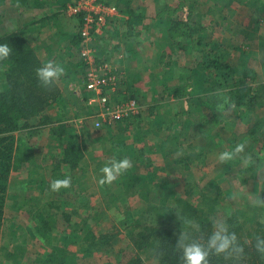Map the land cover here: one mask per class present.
<instances>
[{
    "label": "trees",
    "instance_id": "obj_1",
    "mask_svg": "<svg viewBox=\"0 0 264 264\" xmlns=\"http://www.w3.org/2000/svg\"><path fill=\"white\" fill-rule=\"evenodd\" d=\"M233 1L241 2L240 0H230V2ZM261 1L264 4V0ZM19 2L21 4L25 3L24 0ZM108 2L115 3L125 15L129 16V19H127L128 25L139 26L145 20L146 15L143 8L141 10H134L130 6L122 8L120 6L121 2H124L123 0H108ZM249 2L254 3L252 0H249ZM1 4H5V0H0ZM197 4L198 0H180L176 7L161 6L157 18L159 17V19L166 22V29L164 30L166 40L187 52H192L194 49L197 54H195L196 58L192 60V65L195 67H191V71L194 68L195 78L198 79L199 77V80H202L201 86L204 87V90L212 92L216 97L219 93H214L215 89L226 90L224 93H228V99L225 102L220 101V104L232 103L235 110L240 112L239 116L245 115L249 106L255 105L254 102L258 97L257 92L259 89L256 87L258 75L252 67L244 65L242 61H238L240 63L234 65L231 56L234 49L239 50L245 59L249 57V53L236 43H226L220 40L208 41L209 36L213 33V27L204 23L203 17L205 14L198 10ZM185 6L188 7V11L184 19L182 15L177 13ZM261 9L264 10V6ZM221 23L218 20L212 22V24L218 25ZM59 36L68 37L66 34ZM0 44H7L12 48L11 56L7 60L0 61V251H2V249L7 248L3 245V231L11 173L27 165L30 166L28 169L29 177L36 171V154L31 143H29V138L37 134L34 132L39 127L47 126L50 128L51 136L57 140L61 150V157L52 171L54 172L55 181L57 179L63 180L65 175H59V169L63 166L71 169H85V156L89 147L93 145L91 143L87 145L84 140L80 139L76 129L63 120L66 113H63V111H68L69 103L78 105L82 100L86 104H79V107L87 108V113H93L94 108L88 104L89 93L91 92H88L84 84L86 65L80 55L81 35L79 30L72 33L68 49L79 52L80 59L75 62L73 60L66 62L63 75L53 86L48 88L40 84L36 76V69L46 62L52 61V58L46 61V58L43 59L39 56L38 51L29 41L24 31L14 30L1 34ZM100 53L98 49L99 58H101ZM159 60L162 63L164 57L160 56ZM188 79H190V75H188ZM60 81L68 85L65 91L68 93L67 95L60 87ZM70 82L76 85L78 83V89H71L69 87ZM197 89V84L194 83H190V85L179 84L174 87L166 85L165 93L181 98L189 92L194 93ZM121 94L127 95L128 93H114L113 98L118 100V96ZM131 96L136 97L135 95ZM138 99L143 103L141 98L138 97ZM213 101V97H211L197 105L206 104L210 106ZM164 103L159 104L160 111L164 110ZM54 106H58V111L49 113V110L54 109ZM153 109L154 106L147 105L143 111L141 110L138 114L133 115L134 121H131V116L125 119L124 124L141 125L146 120V111H153ZM201 112L202 110H192L191 113L197 118L203 116ZM155 119L162 123L164 116L155 113L151 120ZM34 120H38L35 125L32 124ZM120 123L122 122L120 121ZM107 128L109 132L113 133L111 125H108ZM166 130H170L175 135L173 141H175L177 147H181L182 145H179L180 134L178 130H173L172 126H168ZM23 131H25V134L17 135V133ZM235 148L236 144L234 143L225 152H233ZM201 154L179 156L180 158L176 159L175 162L188 167ZM213 154H215V151L209 153V157L211 158ZM218 156L215 157L218 158ZM252 156L245 162L247 165L244 169H240L241 175H253L255 173L254 167L257 165L264 166L261 160H258L256 164L255 155ZM231 161L232 159L223 163L219 162L220 169L222 167L226 168L223 173L231 171ZM159 170L153 171L150 179L144 175L132 174V178L137 179L135 186H132V192H140L139 195L145 200L150 209L163 210L166 219L162 225H152L144 223L142 220L132 221L128 224L125 237L128 238L129 247L133 246L136 249V254L127 259L125 264H150L148 260L151 259H153L151 264H183L182 252L177 246L181 233L184 237L183 242L199 241L203 243L213 231L214 222L226 224L230 231L237 234L240 242L246 245L247 256L242 264H264V256L258 255L252 247L256 236H264V221L260 220L264 213L263 206L239 207L230 213L227 210L223 213L226 208L221 206L222 192L220 184L216 180L209 182L201 189L198 197L194 198L196 200L193 202L191 199L177 195L172 189L170 191L167 184L161 183L157 178ZM128 173L129 169L121 175L125 176ZM253 177H255L253 180L256 182L257 176ZM247 178L244 177L242 180L247 182ZM126 180L122 179L121 182L127 183ZM60 189L68 191V188L61 187ZM238 193L240 194V192ZM170 194L173 203L168 206V200L171 198ZM46 205L48 206L44 207L40 213V220H38L35 233L42 237L41 243L45 246L48 245L50 249L46 250L42 257L35 259L32 264H78L77 256L70 251L69 244H78L81 251L89 254L96 250L111 251L119 240L116 232L109 231L97 235L89 225L93 217L89 214L87 217L82 216L80 211L77 210L69 211L65 209L63 207L64 202L62 205L58 203L55 205L50 201ZM77 215L83 217L82 221L72 223V218ZM222 215H224L223 220ZM57 216L62 217L66 223V228L61 232V237L66 244L62 245H52L51 235L56 230ZM148 254V258H145L144 255ZM116 255L119 256L120 251L116 252ZM209 264H226V262L222 257L213 255L210 257Z\"/></svg>",
    "mask_w": 264,
    "mask_h": 264
},
{
    "label": "rangeland",
    "instance_id": "obj_2",
    "mask_svg": "<svg viewBox=\"0 0 264 264\" xmlns=\"http://www.w3.org/2000/svg\"><path fill=\"white\" fill-rule=\"evenodd\" d=\"M135 1L136 5L142 8L146 7L147 11H149L147 21L149 23L148 26L150 25L153 28H157L156 33L159 34L165 32L163 30L166 29V22L162 19H159V17L157 18V12L163 5L171 6V8L176 7L180 0ZM240 1L241 2H230V0H198V10L205 14L203 17L204 23L213 27V33L209 36L208 41L220 40L229 43L237 35L238 31L247 32L248 30H252L255 25L259 24L260 19H264V10L261 9L264 4H262L261 0H252L254 1L253 4H251L249 0ZM209 9L212 10L209 11ZM187 11L188 7L185 6L177 14L182 15V18L185 19ZM1 14L3 15L0 16V35L7 32V28L9 27V25H12L13 29L16 27L15 30L22 31L23 21L24 25L25 22L28 23L26 21L27 17L22 18L15 11L14 13L10 11L9 14L6 12H1ZM217 20L221 21L222 23L220 25L212 24V22H215ZM116 21H119V19ZM261 22L263 23V21ZM112 26L113 25L111 24L107 28L105 32V37H103L97 42V48L102 53L100 54L101 58L103 59H105L103 55V49L107 46V35L108 31L112 29ZM152 31L155 30L152 29ZM152 31L148 32L149 35L155 33ZM254 32H256L253 36L254 43L251 44L253 45V50H259H256V52H254L255 57L257 59H253V61L256 60V62H258L261 60L260 56L262 55V42L260 41L261 33L260 30H255ZM248 34L250 33L248 32ZM30 36L33 37L35 35L30 34ZM142 38H144L143 35ZM146 40L149 41L150 39L147 38ZM251 44H248L247 46H252ZM149 48L150 47H148L147 50L148 52H152L150 54L153 57L159 58L161 56L165 59L167 55L168 59H172L170 55L174 53L175 57L178 58L180 62H185L183 51L185 52V55L187 54V51L181 49L180 47L177 48L175 46L172 47L168 45L167 50L162 51L164 53L167 52L166 55L158 54L157 52L156 54H153L154 51ZM192 52L193 57H196L195 54H197V52L194 51V49L192 50ZM238 52L239 50H233V57H236L237 60H239L240 58L244 59L243 56L238 58ZM74 55L78 59V55L76 56V52L74 53ZM253 61H251V64L253 63ZM142 62L147 63V60H142ZM153 73L155 72L153 71L152 74ZM70 86L71 85L69 84V87ZM61 87L64 93L67 95L68 93H66L65 91L68 85L62 83ZM120 87L121 84H119V88ZM256 87L259 89V91L257 92L258 97L254 102L255 105H250L245 115L239 116L234 110V112L238 115L237 116L232 113L231 109L225 107V110L223 111L224 116L229 117L227 118V122L226 120L224 121V123L226 124L223 125L224 127H222L220 131H218V135L213 132V125H211V122L215 120L214 117H217V115H215L214 117H208L206 115L197 118H195L196 116H193V119L196 120L194 123L195 125L193 124V126L191 125V123L188 122V120H185L182 116H178V114L174 113L176 111L174 109L175 105H180L181 103H183V98L178 101L175 99H170L172 100L170 106L169 104L163 102L165 105L164 108L162 107L164 111H160V106L158 104L154 105L153 111H146L145 114V119L147 120L148 124V131L145 135L148 138L150 137V140H147V146L144 145L146 142L144 140V137L139 136V133L133 132L132 124L129 126V133L123 135L121 137V140V138H117L119 137L117 136L118 134H111L109 131H107L108 128L106 129V127H108V125H102L98 128L94 126L93 113H87V108L83 109L79 107V104H86L82 102L83 100L80 101L78 105L76 103H69L68 111H63V113L66 112L63 116V120L66 121L67 124H70L74 129H76L77 133H79L80 135V139L84 140L88 145L89 143L93 144V141L95 139L96 142L97 138L103 137V141H107L106 143H108L105 146L108 147V150L103 152L105 157L111 158L113 157V153L117 152L120 157H123L124 155L128 156L130 154L129 160L131 161L129 173L127 175L125 174V176H123V174L117 176L116 180H114L111 184H102L104 188H107L106 190L104 189V191L102 192L99 190V184L97 185V182L100 183L101 177L103 175V173H99V171H101V169L103 168V164L97 163L95 169H97L98 172L94 175V189L96 192L95 209L93 211V219L90 220L91 222L89 225L91 227V230L94 231L97 235L105 234L109 231L116 232L118 233L117 238L119 240L115 244V247H112L111 251L107 252L96 250L93 253L91 252L89 254H85L83 251H81L78 244H69L70 251H72V253L77 256V263L125 264L127 259H129L133 254H136V249H134L132 244V247H129L128 238L126 239L125 237V231H127L128 224L132 221L142 220L144 223L152 225H162L166 219V215L163 210H159L156 208L150 209L147 206L145 200H143L142 197L139 195L140 192H132V189L135 186V183L137 182V179L132 178V174L138 176L144 175L146 178L150 179L152 171L160 169L165 163L172 164L173 161L180 158L179 156H186L190 154L198 155L203 153L200 157H197L194 160L192 159L193 162L189 164V168L185 170L179 169L178 165L175 167H169L168 172L164 169V172H167L165 174L166 177H162L161 179L159 178L158 180H160L161 183L167 184L170 188V191L172 189L177 195L191 199L194 202L196 200L194 198L198 197V194L200 193L201 189H203L209 182L216 180L220 184V190L222 192L221 206L226 208L223 210V213H225V210L230 213L231 211L239 207H264V204L257 203L260 198H264V179H260L261 182L256 180V182L252 184L253 178L249 177V174L243 176V174L241 175L240 173V169H244L245 165H247L245 162H247L252 155H255L254 158L256 164L258 160H261L262 163H264V139L261 138L263 135L262 129L264 127V81L257 80ZM200 89L201 88L198 87V90ZM224 91H221L216 97V99H214L216 105L220 101L225 102L228 99V93L226 92L225 94ZM91 93H89V100L93 99L95 96L93 93ZM129 94L130 96L135 95L137 99L139 97L136 92H131ZM129 94L119 95L118 100L125 99V96H128ZM163 99L164 97H155L154 101H161ZM148 101L151 102L153 100H146V102ZM140 104L143 111V109H145L147 106L143 105L144 102H140ZM227 106L232 107L233 105L228 104ZM55 108L58 109V106H55ZM55 108H51L49 110V113L54 111L57 112L58 110H56ZM157 112L162 114V116H164L163 114H165L163 122L167 121L166 123L168 126H172L173 130H178L180 134L179 139L182 138V143L179 144L182 145L181 147H177L175 145V141L172 140L175 135L172 134L171 131L169 132L171 133L170 142L160 144L161 139L158 137L155 138L154 130L156 126L161 125L163 123L158 122L157 119L151 120L154 117L155 113L158 114ZM58 118L59 116L57 117V119ZM130 119L131 121L135 120L133 116ZM37 121L38 120H34L32 124H37ZM124 121L125 119L121 122ZM185 121V124L189 123L190 125L186 129L181 127L183 126V123ZM170 123H172V125ZM118 124H120V121L117 122L115 125H111V128H116ZM165 125L166 124H162L161 126L165 127ZM46 131L50 135H48ZM34 133L37 134L29 138V143H31L33 151L36 156H38V159H41L42 157L44 159L47 156L50 157V153H53L54 155L50 157V160H45L43 162L36 161V171H34L33 174H41L42 172L40 170L44 169V175L42 179L40 178L41 183L45 188H50L49 190L51 191V185L59 180L57 179L55 181L54 172L52 171V169L55 168V165L59 161L58 156L61 154V150L59 149L60 146L58 145L57 140L55 138H52L51 130L47 126L42 128L39 127V129H36ZM22 134H25V131L17 133V135ZM254 137L255 140H253ZM149 142L151 143L150 145ZM234 143L236 144V146L238 144L244 145L245 150L244 152L238 154L239 156L236 155V157L232 159L231 171L223 173L226 168L222 167L220 169V161L216 157L220 153L225 152L227 149H229ZM204 146H206V148ZM212 151H215V154L211 155L212 157L210 158L209 153H211ZM145 154H149L147 155V157H149L150 159L154 157V162H151L152 164L149 161H137V157L140 158L142 155L146 156ZM56 155L58 156L56 157ZM243 159L245 161H242ZM115 160H118V158L116 157ZM40 164L46 167L44 168ZM152 165H154V167ZM157 166H159L160 168H158ZM29 167L30 166L28 165L23 167L24 169L19 173L20 179H24L26 175H29ZM260 168H264V166L257 165L256 167H254V170H258ZM244 177L249 178H247V182H244L242 180ZM122 179H127V183L121 182ZM257 183H259L260 188ZM37 184H39V181H34L30 186L32 190H30L27 185L19 183L17 189L18 193L16 195V197H18L17 199L23 198V193L28 194L29 191L37 192L39 190ZM253 185L255 189L254 193ZM23 186H26L25 190L24 188L22 189ZM108 189H110V192L105 193V191H107ZM238 192H240V194ZM103 198L107 200V203L102 201ZM55 200L57 201L54 202ZM50 201H52L55 205L57 203L60 205L63 204V200L60 197L56 199L54 195L50 198L48 202ZM172 203L173 198L171 195V198L168 200L167 205L169 206ZM7 204V218L3 231V245L7 248L2 249V251H0V264H32L35 259H37L38 257H42L45 251L50 249L48 245L45 246L41 243L42 237L35 233V228L38 225V219L36 217V214L39 213V209L42 212L43 208L47 206H44L42 202L32 199L26 202L25 210L22 209L23 204L21 200L14 202L11 201V198L8 199V196L6 206ZM13 208H18L20 213L18 211L16 215H14L15 213L12 215V211L10 209L13 210ZM82 218L83 217H78V219L76 218V221L78 220L81 222ZM221 218L223 220L224 215H222ZM260 220L264 221V213ZM65 226L66 225L64 223V219L60 216H57L55 227L56 230H54L51 235L52 245L66 244L63 241V238L61 237V232L63 229L66 228ZM118 251H120L119 256L116 255V252L118 253ZM148 256L149 254L144 255L145 258H148ZM148 262L151 264L153 262V259L148 260Z\"/></svg>",
    "mask_w": 264,
    "mask_h": 264
},
{
    "label": "crops",
    "instance_id": "obj_3",
    "mask_svg": "<svg viewBox=\"0 0 264 264\" xmlns=\"http://www.w3.org/2000/svg\"><path fill=\"white\" fill-rule=\"evenodd\" d=\"M19 1L21 0H5L6 3L0 5V16L3 15L1 14V12H6L9 14L10 11L13 13L15 11L22 18L27 17L26 21L28 23L25 22V25H24V21H23L22 31L25 32L29 41L36 48L39 56H41L43 59L46 58V61L52 58V61L59 64L64 69H66V62H68L69 60H73L75 62L76 60L80 59L79 52H76V56L78 55V59H77L74 55L75 52L68 49L70 38L72 37V33L77 32L78 27H79L78 18L74 16H70L66 11L68 5L70 3H73L75 0H27V1L24 0L25 3L23 4H21ZM123 1L124 2H121V6H120L122 8H127L130 6L134 10L142 9V7L135 4L136 2L135 0H123ZM143 11L146 17H145V20H143L142 24L139 26L135 25L134 27V26L128 25L127 19H129V16H123V17L117 18L115 20L113 19L112 21H110V25L112 24L113 26H112V29L108 31V35H107L108 43H107V46L104 47L103 49V55L105 59L111 61L117 67V75L120 78L121 87L118 88L116 93L118 94L120 92L122 93L127 92L129 94L130 92H133V93L136 92L139 95V97L142 98L145 106L147 105L154 106L157 104L159 105L163 102L169 104L170 106V104L172 103V100L170 99H175L178 101L181 98H183L184 99L183 103H181L180 105L178 104L175 105L174 109L176 111L174 113L178 114V116H182L185 120H188V122L191 123V125H193L196 121L195 119H193L194 115L191 113L192 110L193 111L202 110L201 114L203 116L207 115L208 117H214L215 115H217V117H214L215 120L211 122V125H213V130H214L213 132L216 135H218V131H220L221 128L224 127L223 125L226 124L224 123V121L226 120L227 122V118L229 117V116H224L223 111L225 110V107L231 109L232 113H234L235 115L237 114L239 115L240 112L236 111L233 106L232 107L234 109L231 106H227L228 104L226 103L220 104L219 102L216 105L215 101H213V105H210V106L206 104H201L200 106L197 105L198 103L200 102L202 103L203 101L208 100L211 97H213V100H214L216 98V95H214L212 92L204 90V87L201 86L202 80H199V77L198 79L195 78L196 72H194V68L191 71V67H195L194 65H192L193 61H191V57H192V60L196 57H193V54H192L193 52H187V54L185 55V52L183 51L185 62L184 61L180 62V60L175 57L174 53H172V55L168 54L172 58V59L170 58L168 59L166 55L167 52L163 53L162 51L164 50L166 51L168 48V45L172 47H174L175 45H173L172 43L168 42V40H166L164 32L157 34L156 33L157 28H153L150 25L148 26L149 23L147 21H148L149 11H147L146 7H143ZM118 19L119 21H116ZM261 21H263V23ZM261 21L259 22V24L255 25V27H253L252 30H248L247 32L238 31L237 35L233 38V40H231L233 44L236 43L237 45L242 46L244 51L249 53V57L246 59L240 58L239 60H237V58L233 57V54H232L231 59L233 60L234 65L235 64L238 65L240 63L238 61H242V63L246 66L249 65L257 72L258 80L264 81V19L262 18ZM15 29L16 27L13 29L12 25H9V27L7 28V32L14 31ZM152 29H154L155 31H152ZM255 30L256 31L260 30V33H261L260 41L262 42V45H261L262 55L260 56L261 60L258 62H256V60L253 61V59H257L255 57L254 52H256V50L258 51L259 49L253 50V45L251 44V43H254L253 36L256 33L254 32ZM149 31H152L155 33H152L149 35L148 33ZM248 32L250 34H248ZM30 34H33L35 36L31 37ZM65 34L68 36L67 38L59 36V35L63 36ZM142 35L144 36V38H142ZM103 37H105V35ZM147 38H149L150 40L147 41L146 40ZM162 38L164 39V41ZM248 44H251L252 46H247ZM148 47H150L149 49L154 51L153 54H156L157 52L158 54L166 55L162 63H160L159 58L153 57L150 54L152 52H148L147 50ZM238 53H239L238 55V58H239L242 56V53L240 51ZM145 59L147 60V63L142 62V60H145ZM251 61H253L252 64H251ZM153 71L155 73L152 74ZM199 72H201V70H199ZM188 75H190V79H188ZM191 75H193V77H191ZM62 83H63L62 81L59 82L60 87ZM190 83L197 84V87H200L201 89L200 90L197 89L198 91H195L194 93L189 92L188 94H186L185 96L181 98L179 97L177 98V97H174L173 95H169L165 93L166 85L174 87L179 84H184V85L189 84L190 85ZM70 85H71L70 86L71 89L72 88L78 89L79 84L77 83L76 85L70 82ZM221 91L216 89L214 90V93H220ZM88 92L90 91L88 90ZM155 97L156 98L164 97V99L161 101L159 100L154 101ZM149 99L150 100L152 99L153 101L146 102V100H149ZM199 107L201 108L199 109ZM234 110L237 114L234 112ZM163 115L165 117V114ZM125 122L118 124L116 128L112 129L113 133L111 132L110 133L115 134V135L118 134L117 136L119 137H122L126 133H129V126L131 124L126 125L124 124ZM166 122H163L162 124H166L165 127L168 128V125ZM185 123L186 121L183 123V126H181L184 129L190 126L189 123H187L188 125ZM170 124L172 125V123ZM132 125H133V132L139 133V136H143L144 140L146 141L144 145L147 146L148 145L147 140H150L149 139L150 137L148 138L145 135L146 132L148 131L147 121L145 120V122L142 123L141 125L140 124H135V125L132 124ZM161 125L156 126L154 130L155 138L158 137L161 139L160 144L165 143V142H170L171 141L170 140L171 133H169L170 130L169 131L166 130V128L162 127ZM162 128H165V129H162ZM262 131H263V135L261 138L264 139V127ZM46 133L48 134L47 131ZM102 138L101 137L100 139L97 138L98 140L96 142H95L96 140L95 139L93 141V145L89 147L88 153H86L85 161H84L85 169H81V168L71 169L69 167H64V166L61 167V169H59V175L60 174L65 175L63 176L64 179H70V185L67 187L68 191H64V190L53 191L52 189L50 191L49 190L50 188H47V187L45 188L41 183V179L44 175V172H43L44 169L40 170L42 172L41 174L32 175L30 177L29 175H26L24 179H20L19 173L24 169V168H21L20 170L13 171L11 173L9 191H8V199L11 198V201H14V202L21 200L23 204L22 209L26 210L25 204L27 201L35 199L36 201L42 202L44 206H48L46 205V203H48L50 198L54 195L55 197H60L63 200L64 202L63 207H65V209L69 211L77 210V211H80L82 216L85 215V217H87V215L89 214L91 215V217H93V214H94L93 211L95 209V194H96L95 189H94V185H95L94 175L98 172L97 169H95V167L97 166V163L103 164V167H104L110 161L115 160L116 157L118 158V160L125 159V158L130 159L129 158L130 154L128 156L124 155L123 157H120V155L117 154V152H114L112 155L113 157L111 158L105 157L103 152L108 150V147H105L108 143H106L107 141L104 142ZM253 140H255V137L253 138ZM179 143H182V138L179 140ZM150 144L151 143L149 142V145ZM204 147L206 148V146ZM145 155L146 156L142 155L140 158L137 157L136 158L137 161H141V162L149 161L150 163L154 162L153 161L154 157L150 159L149 157H147V155L149 154H145ZM49 156L52 157L54 155L53 153H50ZM57 156L58 155H56V157ZM50 157L47 156L44 159L43 157L41 159H38V156H36V161L43 162L45 160H50L51 159ZM60 157H61V154L58 156V159H60ZM177 165H178V168L182 170L189 168V166L187 167L184 164L176 163L175 161H173L172 164L165 163L163 167L161 168L157 166L158 168H160V170L158 171L157 178L161 179L162 177H166L165 174L168 172V168L173 167V166L175 167ZM152 166L154 167V165ZM43 167L45 168L46 166H43ZM164 169L167 172H164ZM254 172L255 173L253 175L249 174V177L254 178L253 176H257L256 180L258 181H260V179L261 180L264 179V168H260L258 170L255 169ZM99 173H102V172L99 171ZM36 180H39L40 185L37 184V186L39 187V190L37 192L29 191L28 194L23 193V198L17 199L18 197H16V195L18 193L17 189H18L19 183H23L30 188L31 184ZM252 181H253L252 182L253 184L254 180L252 179ZM98 184H99V190L101 192L104 191V189L105 190L107 189L106 187L104 188L101 183L97 182V185ZM257 184L259 186V183ZM25 187L23 186L22 189L24 188L25 190L26 189ZM30 190L32 189L30 188ZM254 190L255 189L253 185V193H254ZM106 192H110V189L105 191V193ZM102 201L107 203V200H105V198H103ZM7 207H8V204H7ZM10 210L12 211V215L14 213H15L14 215H16L19 211L18 208H13V210L12 209ZM40 213L41 211L39 209V213L36 214V217L38 220H40L39 219ZM78 217L80 218L81 216L77 215L74 218H72V221H73L72 223L80 222L78 220L76 221V218L78 219ZM6 218H7V209H6ZM6 218H5V221H6Z\"/></svg>",
    "mask_w": 264,
    "mask_h": 264
},
{
    "label": "built area",
    "instance_id": "obj_4",
    "mask_svg": "<svg viewBox=\"0 0 264 264\" xmlns=\"http://www.w3.org/2000/svg\"><path fill=\"white\" fill-rule=\"evenodd\" d=\"M66 11L79 20L80 55L86 65L84 84L95 95L88 101L95 109L94 126L115 125L141 112V104L134 96L114 100L113 95L121 84L117 67L98 56L97 42L105 35L110 21L127 15L118 5L109 3L108 0H75L68 5Z\"/></svg>",
    "mask_w": 264,
    "mask_h": 264
},
{
    "label": "clouds",
    "instance_id": "obj_5",
    "mask_svg": "<svg viewBox=\"0 0 264 264\" xmlns=\"http://www.w3.org/2000/svg\"><path fill=\"white\" fill-rule=\"evenodd\" d=\"M12 54V48L7 44H0V61L7 60ZM64 68L54 61H48L36 69V76L40 84L45 87L53 86L63 75ZM245 147L238 144L233 152H222L218 159L225 162L233 159L236 155L244 152ZM131 167V161L127 158L113 160L106 164L101 172L103 173L100 183L111 184L117 176ZM70 185V179L58 180L51 185L53 191H58L61 187L67 188ZM258 204H264V198L257 201ZM183 234L178 238L177 246L182 252L183 264H209L211 256L222 257L226 264H242L247 256L246 245L241 243L237 234L230 231L223 222H214L213 231L207 236L206 240L183 242ZM255 252L264 256V236H256L252 245Z\"/></svg>",
    "mask_w": 264,
    "mask_h": 264
}]
</instances>
